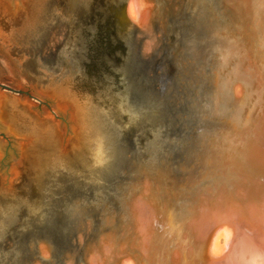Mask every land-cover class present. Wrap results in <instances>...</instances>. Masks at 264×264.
Instances as JSON below:
<instances>
[{
    "label": "water",
    "instance_id": "water-1",
    "mask_svg": "<svg viewBox=\"0 0 264 264\" xmlns=\"http://www.w3.org/2000/svg\"><path fill=\"white\" fill-rule=\"evenodd\" d=\"M0 264H264V0H0Z\"/></svg>",
    "mask_w": 264,
    "mask_h": 264
},
{
    "label": "snow or ice",
    "instance_id": "snow-or-ice-1",
    "mask_svg": "<svg viewBox=\"0 0 264 264\" xmlns=\"http://www.w3.org/2000/svg\"><path fill=\"white\" fill-rule=\"evenodd\" d=\"M131 11L133 12V14H135V7L133 6V8L131 9Z\"/></svg>",
    "mask_w": 264,
    "mask_h": 264
}]
</instances>
